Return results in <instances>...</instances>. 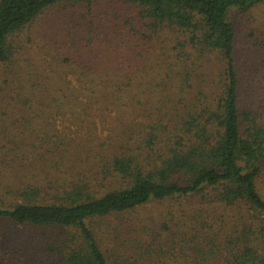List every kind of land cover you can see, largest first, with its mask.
Returning a JSON list of instances; mask_svg holds the SVG:
<instances>
[{"label":"trees","instance_id":"trees-1","mask_svg":"<svg viewBox=\"0 0 264 264\" xmlns=\"http://www.w3.org/2000/svg\"><path fill=\"white\" fill-rule=\"evenodd\" d=\"M118 1L136 9L153 34L184 35L176 45L177 58L187 55L186 44L196 56L182 59L181 69L169 64L165 77L146 87L151 101L139 102L143 118L97 146L84 147L81 157L68 161L65 177L0 180V237L15 241L0 246V264L7 253L19 254L21 264L26 261L21 253L34 264H141L142 246H126L115 229L137 209L164 200L180 201L182 211L185 204L193 205L192 219L201 224L210 219L208 224L220 223V228L230 224L223 241H210L229 255L226 264H264V196L258 188L264 179V106L246 107L239 97L230 19L232 11L264 0ZM66 2L91 0H0V69L16 56L20 32ZM216 58L218 66L210 64ZM99 84L103 91L111 86L115 108L125 114L124 96L134 88L129 80ZM70 99L82 105L79 98ZM91 103L86 100L80 108L85 116ZM75 110L70 104L68 114ZM72 133L67 141L76 138ZM8 141L4 148L25 165L29 159ZM117 217L120 224L112 229ZM21 230L34 235L14 237Z\"/></svg>","mask_w":264,"mask_h":264},{"label":"rangeland","instance_id":"rangeland-1","mask_svg":"<svg viewBox=\"0 0 264 264\" xmlns=\"http://www.w3.org/2000/svg\"><path fill=\"white\" fill-rule=\"evenodd\" d=\"M126 7L118 0L60 3L20 32L16 56L0 69L2 182L14 184L17 177L31 174L48 181L65 177L68 161L81 157L84 147L97 146L105 136L116 135L122 126L143 118L144 107L139 102L151 101L146 87L164 78L169 64L174 62L181 69L177 64L182 59L188 54L196 56L186 44L187 55L177 58L176 45L185 40L184 35L167 30L153 34L138 11ZM230 19L235 30L233 58L239 97L244 106L259 108L264 106V1L232 11ZM217 61L210 64L218 66ZM115 80H129L134 87H127L125 114L117 109L110 85L99 90L101 81ZM54 98L58 99L55 103ZM70 98H79L82 105L70 103ZM86 100L92 101L87 116L80 109L87 106ZM70 104L75 106L74 115L68 114ZM172 113L168 108V116ZM72 131L76 138L67 141L74 136ZM8 140L29 159L25 165L4 148ZM55 162L59 167L53 166ZM19 169L27 173L19 174ZM260 179L258 188L264 196L263 176ZM179 204L178 200L152 201L134 211L119 228L114 226L121 217L112 218L111 228L120 233L126 246H142L141 264H226L229 255L224 249L218 252L210 241H223L230 224L220 228V223L208 224L211 219L201 224L192 219L193 205L185 204L182 211ZM13 233L14 237L34 235L30 230ZM14 244L0 237L1 247ZM18 255L5 254L4 264H21ZM21 256L26 259L24 264H34L29 256Z\"/></svg>","mask_w":264,"mask_h":264}]
</instances>
